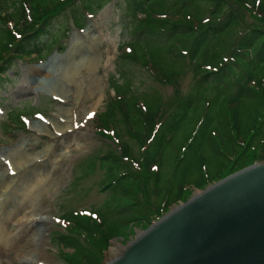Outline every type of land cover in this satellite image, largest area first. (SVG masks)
<instances>
[{
    "label": "trees",
    "instance_id": "trees-1",
    "mask_svg": "<svg viewBox=\"0 0 264 264\" xmlns=\"http://www.w3.org/2000/svg\"><path fill=\"white\" fill-rule=\"evenodd\" d=\"M111 1L0 0V83L17 59H42L68 35L67 10L84 27L87 12ZM118 2L134 39L122 45L121 58L172 84L174 94L167 106L161 94H135L128 71H121L124 82L113 80L115 98L97 121L98 133L116 147L84 161L80 175L103 171L100 190L107 196L95 209L63 215L69 233L58 240L72 249L67 264H101L111 240L132 225L146 229L193 188L264 160V0ZM192 112L198 123L167 172L165 150ZM119 123L138 156L116 132Z\"/></svg>",
    "mask_w": 264,
    "mask_h": 264
},
{
    "label": "rangeland",
    "instance_id": "rangeland-1",
    "mask_svg": "<svg viewBox=\"0 0 264 264\" xmlns=\"http://www.w3.org/2000/svg\"><path fill=\"white\" fill-rule=\"evenodd\" d=\"M76 3L80 6L79 1ZM105 9L107 11L102 13ZM66 17L70 26L68 35L62 37L42 59L36 54L28 61L17 59L7 69L8 79L0 83V164L7 152L18 147L22 141L34 140L32 147L40 151V159L43 160L36 171L29 169L24 174L26 188L21 185L22 182L17 188L19 197L27 203L26 207L30 208L34 203L39 212L46 214L41 220L39 216L26 214L22 210L13 215L8 223L6 221L7 230L11 234L21 231L25 235L33 234L36 250L30 252L29 258H25L22 251L0 250V264H67L65 254L71 253L72 249H64L58 240L60 235L69 233L68 222L63 215L72 210L95 209L107 196V193L100 190L104 172L97 169L95 174L80 179L81 165L98 153L116 147L112 139L98 133L97 115L106 110L110 99L115 98L111 86L113 80L120 83L125 81L120 76L121 71L131 73L133 91L141 97L158 93L169 106L174 94L172 84L159 83L152 77V71L142 64L125 62L121 58L122 45L132 43L134 39L132 26L124 21L118 0H112L94 13L87 12L84 27L75 25L70 10L66 11ZM62 20L65 19H59L57 23L60 24ZM81 58L85 65L79 70L81 81L78 89L81 97L76 100V88L68 81L66 72ZM192 80L193 72L189 70L181 81L182 89L186 90ZM67 110L74 115L71 130L74 134L65 138L67 134L61 136L54 122H59L60 115ZM198 120L192 112L175 134L172 144L165 150V171L171 170L177 154L191 136ZM36 123L42 130L33 127ZM47 125L50 132L47 131ZM115 127L121 140L130 143L138 156L139 147L127 135L123 123ZM56 142L58 146L52 154L44 152L46 145ZM40 177L46 180L37 184ZM205 188H193L189 198ZM5 195L1 194L0 199H4ZM14 199L18 200L17 197ZM187 200H181L178 204ZM8 208L10 210L13 206L8 205ZM6 215L3 214L4 217ZM144 229L132 225L125 233L113 238L104 253V259H113L116 253L111 251L112 248L126 247ZM24 238L23 245L28 237Z\"/></svg>",
    "mask_w": 264,
    "mask_h": 264
},
{
    "label": "water",
    "instance_id": "water-1",
    "mask_svg": "<svg viewBox=\"0 0 264 264\" xmlns=\"http://www.w3.org/2000/svg\"><path fill=\"white\" fill-rule=\"evenodd\" d=\"M109 264H264V160L176 205Z\"/></svg>",
    "mask_w": 264,
    "mask_h": 264
},
{
    "label": "bare ground",
    "instance_id": "bare-ground-1",
    "mask_svg": "<svg viewBox=\"0 0 264 264\" xmlns=\"http://www.w3.org/2000/svg\"><path fill=\"white\" fill-rule=\"evenodd\" d=\"M106 11L107 9H105L102 13H105ZM84 65L85 63L81 58L79 59V61L74 63L70 71L66 72V74H68L67 76L68 81L71 84H73L76 88V92H75L77 95L76 100L77 98L81 97V91L78 89L81 81V77H79L80 74L79 70L82 67H84ZM73 116L74 115L69 114V110H67L62 115H60L58 120L59 122H54V125L56 126V129L61 136L62 134H67L65 138L72 137V135L74 134L71 131L74 120ZM70 121L72 122V124H70ZM33 127H35L38 130H42L37 123L34 124ZM47 131L50 132V128L48 127V125H47ZM33 141L34 140L22 141L18 145V147L11 149L9 152H7V156L3 158L4 162L2 161V164H0V195L6 194L4 199H0V212L2 213L0 215V217H2V222H0V250L4 252L22 251L24 253L25 258H29L30 252L36 250V248L33 245V241H34L33 234L27 233L25 235L22 231L21 233L11 234L7 230L6 221L8 223V221L14 217L13 215L19 214V212L22 210H24L26 214H31L36 217L39 216L41 220L44 219V217H46V214L39 212L40 210L39 211L37 210V207L34 206V203L30 208L26 207L27 203L24 201V199H21L18 194L19 190L17 187L19 183L22 182L21 185H23V187L25 186V183L23 181V178L25 177L24 174L28 172L29 169H34L36 171L38 168L37 166H39L40 164V161L43 160L40 159L42 157L40 151H37V149H35L34 146L32 147V145L34 144ZM58 142H56L55 144L46 145V149L44 150V152L47 153L51 152L52 154L54 150H56V147L58 146L56 144ZM44 180L46 179L40 177L37 181V184L42 183V181ZM15 197H17L18 200H15L14 199ZM8 205L13 206V208L9 210ZM3 214H7L6 217H4ZM142 231L137 236L142 235L143 234ZM24 236L25 238L28 237V239L25 240V245L22 244V239L24 238ZM126 247L122 248L121 246H118L116 248H112L111 251L113 253H116V256L110 261L105 259L104 264L112 263L117 258H119L126 250Z\"/></svg>",
    "mask_w": 264,
    "mask_h": 264
}]
</instances>
